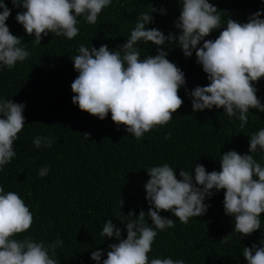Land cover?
<instances>
[{
	"label": "clouds",
	"instance_id": "9594fccd",
	"mask_svg": "<svg viewBox=\"0 0 264 264\" xmlns=\"http://www.w3.org/2000/svg\"><path fill=\"white\" fill-rule=\"evenodd\" d=\"M10 2L13 8L23 9L16 13L15 21L32 37L33 44L40 45L41 39L52 33L73 39L79 33L78 18L95 25L112 0ZM177 2L175 32L165 34L148 27L153 13L165 14L163 6H151L136 16L129 35L116 48L109 49L105 44L98 48L78 45L70 58L77 73L70 84L72 104L101 121L110 114L115 125H124L136 139L173 118L182 105L178 95L182 88L193 112L222 108L225 115L238 121L241 129L248 123L251 110L264 113V103L255 87L264 78V10L249 14L243 23L228 17L221 26V11L209 0ZM9 15L10 9L0 0V68L10 69L26 60L30 52L27 43L22 44L21 38L9 31L5 23ZM218 29L215 39H205ZM149 43L155 46L156 54L141 56V46ZM173 45L185 58L194 52L196 63L206 74L205 86H195L190 91L185 88L183 71L166 58L167 48ZM23 110V103L0 97V169L17 155L14 141L25 125ZM84 136L88 138L87 134ZM247 137V153L231 149L220 153L219 171L208 172L195 162L190 171L179 169L177 179L175 169L168 163L148 167V179L143 185L145 201L150 205L147 213L140 210L134 216L130 210L127 221L124 215L117 217L124 223L125 238H121L120 227L105 220L99 235L117 242L110 243L106 251H91L90 260L95 264H185L183 259L148 256L158 231L174 226L172 219L160 215L161 210L180 223H187L189 218L203 216L210 206L206 199L223 190V212L231 217L232 232L241 239L257 230L262 234L258 243L242 248L243 259L246 264H264V163L254 158V154H264V127ZM32 145L50 148L52 139L37 135L32 138ZM48 171L45 165L37 174L44 177ZM118 204L121 208L122 199ZM146 216L150 224L146 223ZM32 221V212L19 194L0 187V264H59L55 254L59 241L48 244L31 234L17 238L30 228ZM102 255L106 258L101 259Z\"/></svg>",
	"mask_w": 264,
	"mask_h": 264
},
{
	"label": "trees",
	"instance_id": "16d2710c",
	"mask_svg": "<svg viewBox=\"0 0 264 264\" xmlns=\"http://www.w3.org/2000/svg\"><path fill=\"white\" fill-rule=\"evenodd\" d=\"M209 2L221 11V26L228 17L243 23L249 14L264 10L261 0ZM4 3L10 9L5 23L13 35L21 38L22 44L27 43L30 55L10 69L0 68V97L23 103L25 118V125L14 141L17 155L0 169V187L17 192L32 212L30 228L17 238L31 234L48 244L59 241L55 248L59 264H95L89 258L91 251H106L110 243L117 242L99 235L107 219L122 229L121 238H125L124 223L117 217L124 215L127 221L130 210L135 216L140 210L147 213L150 207L143 188L148 167L168 163L175 169L177 179L179 169L190 171L195 162L208 172L219 171L220 153L230 149L247 153V136L264 127V113L254 109L243 129L222 108L193 112L184 88L178 91L182 105L173 118L140 139L128 134L124 125H115L110 114L101 121L72 104L74 94L70 84L77 73L70 58L76 54L78 45L98 48L105 44L109 49L116 48L129 35L136 16L151 6H163L165 14L153 13V22L148 27H156L165 34L175 32L177 0H112L95 25L78 18L79 33L73 39L52 33L43 37L40 45L33 44L32 37L14 19L23 9L13 8L10 0ZM219 31L205 39H215ZM167 52L166 58L183 71L187 90L208 83L194 52L185 58L174 45ZM147 54H156L150 43L141 46V56ZM255 87L264 103V78ZM37 135L50 137L52 146L35 148L32 138ZM254 158L264 163V154H254ZM45 165L49 169L47 175L38 176V169ZM222 200L220 190L206 199L205 203L210 205L207 212L189 218L187 223H180L161 210L160 215L172 219L174 226L158 231L149 258L168 256L183 259L185 264H246L241 250L258 243L261 231L243 239L232 232L231 217L224 214ZM261 220L264 227V213ZM146 223H151L147 216ZM104 258L106 255H102L101 259Z\"/></svg>",
	"mask_w": 264,
	"mask_h": 264
}]
</instances>
